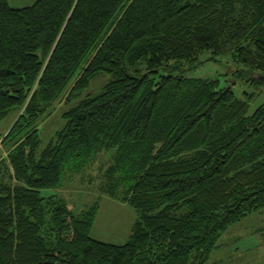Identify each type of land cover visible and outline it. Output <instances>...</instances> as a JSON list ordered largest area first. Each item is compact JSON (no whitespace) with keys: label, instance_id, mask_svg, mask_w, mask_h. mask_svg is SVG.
I'll return each mask as SVG.
<instances>
[{"label":"trees","instance_id":"1","mask_svg":"<svg viewBox=\"0 0 264 264\" xmlns=\"http://www.w3.org/2000/svg\"><path fill=\"white\" fill-rule=\"evenodd\" d=\"M205 52L263 84L264 0H0V264H205L264 208V101L250 114L254 95L217 80L153 78ZM100 74L110 82L84 96ZM101 156L99 193L137 214L123 245L89 237L97 206L74 215L41 196Z\"/></svg>","mask_w":264,"mask_h":264},{"label":"rangeland","instance_id":"2","mask_svg":"<svg viewBox=\"0 0 264 264\" xmlns=\"http://www.w3.org/2000/svg\"><path fill=\"white\" fill-rule=\"evenodd\" d=\"M38 0H7L12 9L32 6ZM143 70V68H141ZM183 76L186 78L217 80L220 87H230L235 97L246 99V95H254L250 103L251 114L264 101V85L250 80L242 67H238L230 54L211 58L209 52L199 56L198 64L193 68L184 66L182 69H163L153 78L160 76ZM111 76L100 74L91 82L84 92L94 95L110 82ZM63 102L55 105L51 114L39 126L41 152L49 140L63 126L61 114L66 111ZM12 117L0 124V134L12 126ZM107 158V157H105ZM0 159H6V153L0 154ZM99 159V160H98ZM90 170L78 174L67 172L61 185L55 190H43L41 196H55L64 201L70 211L77 215L83 210L97 206L96 216L89 231V237L106 244L123 245L132 232L137 220L135 210L127 203L103 196L97 186L100 182L97 169L104 163L103 157ZM264 262V208L245 217L230 226L220 237L216 247L211 251L205 264H262Z\"/></svg>","mask_w":264,"mask_h":264},{"label":"water","instance_id":"3","mask_svg":"<svg viewBox=\"0 0 264 264\" xmlns=\"http://www.w3.org/2000/svg\"><path fill=\"white\" fill-rule=\"evenodd\" d=\"M262 83H263V85H264V77H260V79H259Z\"/></svg>","mask_w":264,"mask_h":264}]
</instances>
